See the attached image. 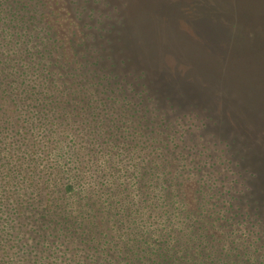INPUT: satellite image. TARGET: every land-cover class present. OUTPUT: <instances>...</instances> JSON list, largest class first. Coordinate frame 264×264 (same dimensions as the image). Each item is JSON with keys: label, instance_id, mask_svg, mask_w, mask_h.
Instances as JSON below:
<instances>
[{"label": "trees", "instance_id": "1", "mask_svg": "<svg viewBox=\"0 0 264 264\" xmlns=\"http://www.w3.org/2000/svg\"><path fill=\"white\" fill-rule=\"evenodd\" d=\"M81 10L60 33L0 0V264H242L247 217L191 177L198 127L161 112L121 24ZM218 220L234 229L220 254Z\"/></svg>", "mask_w": 264, "mask_h": 264}, {"label": "rangeland", "instance_id": "2", "mask_svg": "<svg viewBox=\"0 0 264 264\" xmlns=\"http://www.w3.org/2000/svg\"><path fill=\"white\" fill-rule=\"evenodd\" d=\"M17 1L38 4L42 27L49 23L60 33L70 23L68 10L77 14L81 8L93 11L101 27L121 24L119 46L127 45L155 75L152 94L161 112L198 127L208 166L191 177L208 176L213 186L204 192L214 206L234 203L252 226V234L237 227L243 246L231 254L242 264H252L248 254L253 264H264V0ZM202 198L199 186L198 203ZM217 223L228 236L217 232L220 254L231 249L234 229Z\"/></svg>", "mask_w": 264, "mask_h": 264}]
</instances>
